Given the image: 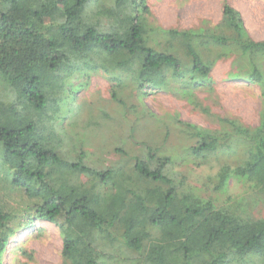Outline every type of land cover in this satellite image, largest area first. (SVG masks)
<instances>
[{
	"label": "trees",
	"instance_id": "16d2710c",
	"mask_svg": "<svg viewBox=\"0 0 264 264\" xmlns=\"http://www.w3.org/2000/svg\"><path fill=\"white\" fill-rule=\"evenodd\" d=\"M150 14L147 0H0V182L28 201L18 212L0 195V264L36 221L59 228L61 264H264V40L227 2L218 24L197 29H164ZM229 58V79L261 89L259 125L222 118L220 132L175 118L194 142L187 156L232 159L208 178V198L185 188L163 146L105 169L66 147L57 125L77 71L103 69L117 86L127 77L139 95L213 86ZM239 183L244 194H230Z\"/></svg>",
	"mask_w": 264,
	"mask_h": 264
},
{
	"label": "rangeland",
	"instance_id": "374dc122",
	"mask_svg": "<svg viewBox=\"0 0 264 264\" xmlns=\"http://www.w3.org/2000/svg\"><path fill=\"white\" fill-rule=\"evenodd\" d=\"M224 2L242 13L254 40H264V0H147L151 12L148 21L164 29L214 26L222 19ZM233 71L232 58L221 60L211 73L213 86H166L160 90L147 89L139 95L137 86L127 77L123 78L124 86H117L113 76L103 69L77 71L69 80L67 87L73 93L66 96L57 128L69 150H74V146L79 149L76 153L86 150L89 163L99 169L114 164L130 167L134 163L131 158L148 145L163 146L164 152L174 157L173 172L185 179V188L208 198L213 191L208 178L232 159L222 158V153L211 157L209 162L187 156L194 142L182 135L175 118L220 132L225 130L220 122L222 118L238 119L244 126H258L261 89L255 84L229 79ZM1 180L6 181L4 174ZM4 181L0 182V195L9 197L13 193L4 190L7 187ZM244 191L239 183L229 193ZM22 195L13 194L12 199L8 198L18 212L28 207L24 204L28 201L20 199ZM62 250L59 228L36 221L31 227L21 228L10 240L4 264H61Z\"/></svg>",
	"mask_w": 264,
	"mask_h": 264
}]
</instances>
